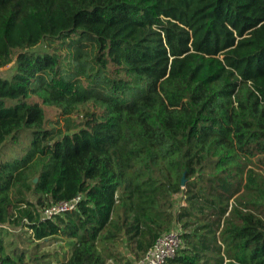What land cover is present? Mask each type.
Listing matches in <instances>:
<instances>
[{
    "label": "trees",
    "instance_id": "obj_1",
    "mask_svg": "<svg viewBox=\"0 0 264 264\" xmlns=\"http://www.w3.org/2000/svg\"><path fill=\"white\" fill-rule=\"evenodd\" d=\"M173 228L168 264H264V0H0V264H133Z\"/></svg>",
    "mask_w": 264,
    "mask_h": 264
},
{
    "label": "built area",
    "instance_id": "obj_2",
    "mask_svg": "<svg viewBox=\"0 0 264 264\" xmlns=\"http://www.w3.org/2000/svg\"><path fill=\"white\" fill-rule=\"evenodd\" d=\"M80 197L72 201H62L53 204L43 211V216L51 218L55 215L64 214L67 211L77 208V203ZM183 246V239L178 228H173L170 231L162 234L154 245L149 248L143 259L144 264H168L180 248Z\"/></svg>",
    "mask_w": 264,
    "mask_h": 264
},
{
    "label": "rangeland",
    "instance_id": "obj_3",
    "mask_svg": "<svg viewBox=\"0 0 264 264\" xmlns=\"http://www.w3.org/2000/svg\"><path fill=\"white\" fill-rule=\"evenodd\" d=\"M34 50L38 51V52H43L46 50V47L44 44H41V45L35 47ZM14 66H15V64L13 62L10 65L6 66L5 68L1 69V72L3 74H8L9 72H11L14 69ZM46 108H47L49 118L51 120H59L60 124L63 125L62 117L59 116L60 112L57 109L52 108V107H46ZM81 115L82 114H76L75 113L74 115H72V118L74 120L81 121L82 120ZM22 143L23 142H21V144ZM7 240L9 241L10 237H7ZM64 242L65 241H63V242L49 241V242L43 244V247L41 248V250L43 251V249H44V250H46V252L50 253V259L48 260V262L58 261V260L62 259V254L70 253L69 245L65 244ZM56 251H57V253H55ZM52 253H54L56 257H53ZM133 264H144V263L143 262H134Z\"/></svg>",
    "mask_w": 264,
    "mask_h": 264
},
{
    "label": "water",
    "instance_id": "obj_4",
    "mask_svg": "<svg viewBox=\"0 0 264 264\" xmlns=\"http://www.w3.org/2000/svg\"><path fill=\"white\" fill-rule=\"evenodd\" d=\"M35 181H37V179H36ZM184 182H185V180H184V178H183V180H182V184H184Z\"/></svg>",
    "mask_w": 264,
    "mask_h": 264
},
{
    "label": "crops",
    "instance_id": "obj_5",
    "mask_svg": "<svg viewBox=\"0 0 264 264\" xmlns=\"http://www.w3.org/2000/svg\"><path fill=\"white\" fill-rule=\"evenodd\" d=\"M142 262V261H141Z\"/></svg>",
    "mask_w": 264,
    "mask_h": 264
}]
</instances>
